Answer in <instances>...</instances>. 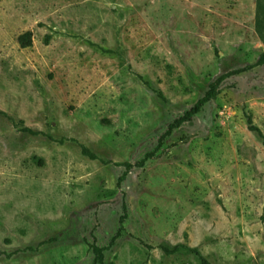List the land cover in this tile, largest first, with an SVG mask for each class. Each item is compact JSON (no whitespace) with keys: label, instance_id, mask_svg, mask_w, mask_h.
<instances>
[{"label":"rangeland","instance_id":"obj_1","mask_svg":"<svg viewBox=\"0 0 264 264\" xmlns=\"http://www.w3.org/2000/svg\"><path fill=\"white\" fill-rule=\"evenodd\" d=\"M257 4L0 1V264H264Z\"/></svg>","mask_w":264,"mask_h":264},{"label":"trees","instance_id":"obj_2","mask_svg":"<svg viewBox=\"0 0 264 264\" xmlns=\"http://www.w3.org/2000/svg\"><path fill=\"white\" fill-rule=\"evenodd\" d=\"M256 31L260 35V37L262 38V40L264 42V0H258L257 15H256ZM19 43H20V46L22 48H27V47L31 46L30 34L28 33V34L20 36ZM218 94H219V90L217 88V85H212L210 90L207 92V94L202 99H200L188 112H186L182 117H180L179 119H177L174 122L171 129L178 128V127L182 126L184 123L191 122L193 117L196 116L197 114H199L200 111L202 110V108L207 103H209L211 100L215 99ZM252 129L255 130V128H252ZM26 131L33 133L30 129H26ZM256 131H258V130H256ZM84 153H87V152L84 151ZM153 156H154V153L147 154L142 161L137 163V166L143 167L145 162L148 159L152 158ZM90 157L92 159L95 158L93 155H90ZM125 166H126V171L122 175V177L120 178V182L125 180L127 173L134 167V165H132L130 163L125 164ZM124 211L126 212V204L125 203H124ZM126 216H127V214L124 213V216L122 217V221L126 218ZM119 234H120V231L116 235V238L119 237ZM116 238H114L112 240V243L115 241ZM92 249H93V252L96 256L95 263L96 264H104V253L107 250V248H101V247H98L97 245H93ZM176 250H177V248H175L174 250H167V253H171L172 251H176ZM112 264H114V263H112Z\"/></svg>","mask_w":264,"mask_h":264}]
</instances>
